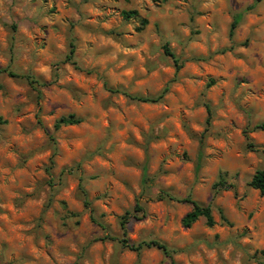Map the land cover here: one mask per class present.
<instances>
[{"label": "rangeland", "instance_id": "374dc122", "mask_svg": "<svg viewBox=\"0 0 264 264\" xmlns=\"http://www.w3.org/2000/svg\"><path fill=\"white\" fill-rule=\"evenodd\" d=\"M0 118V264H264V0H0Z\"/></svg>", "mask_w": 264, "mask_h": 264}, {"label": "trees", "instance_id": "16d2710c", "mask_svg": "<svg viewBox=\"0 0 264 264\" xmlns=\"http://www.w3.org/2000/svg\"><path fill=\"white\" fill-rule=\"evenodd\" d=\"M121 17L124 20H128L131 18H138V15L136 12L134 11H130V12H121ZM139 26L137 27L135 30L137 32H140L142 30V28L146 25V20L144 19H140L139 21ZM236 22L233 21L229 27L228 30V37L230 38L232 36V31L235 27ZM72 48L69 50V55L67 57V59L70 58L71 54H72ZM163 52L165 55L169 56L172 59V62L174 63V66L176 69L180 68V65H178V61L177 59L174 57V55L164 46L163 47ZM8 76L10 77H16L17 75H15L14 73L11 72H7ZM22 78H24L28 84L33 85L35 84L36 86H44V84H39L37 83L32 77L30 76H23ZM161 95H158L156 97H134L133 99L138 101V102H142V103H155L157 102L160 98ZM206 114H207V119H206V125H208V118H209V110L206 108ZM79 120L73 118L72 116H68V117H61L58 119V121L55 123L54 127L58 128L59 126H70V125H75L78 124ZM5 121L0 118V126L4 125ZM253 129L255 130H259V131H264V121L260 122L256 125L253 126ZM199 144H201V141H199ZM200 156V153H198V157ZM198 169V164L195 167V171H197ZM142 184L145 185L146 184V178H145V171L144 169L142 170ZM230 185H226L223 177L221 175H219L216 183H214L212 185V190L214 191L217 188L220 189H226L229 188ZM248 187H250L252 190H255L258 192V194L262 197H264V167L261 169L256 170L252 176L250 177V180L248 182ZM157 198L162 199V198H167L170 200H175L177 202H182V203H187L190 205V210L184 214V216L181 218L180 220V225L183 228H189L193 223H195L199 218H202L204 220V224L207 227H212L214 225V221L212 218V214H211V208L209 205H199L197 204L195 201H193L189 196H186L182 199H174L173 197H171L170 195L167 194H160ZM84 206H86V202L83 203ZM132 211L134 213H142L143 209L142 207L138 204V202L135 203ZM218 216H219V221L224 224V225H228L229 223L227 222V220L225 219V217L223 216L222 212L220 210L217 211ZM130 218L129 212H125L121 218H120V222H119V230L121 232V238L118 240V242L120 243V245L124 248H126L129 251H134L137 252L138 250L142 249V248H155L157 250H160L163 255L168 256L169 255V251L168 248L157 242V241H147V242H140L136 245L134 244H130L128 242V240L125 238L126 235V229H125V225L127 220ZM107 238H109L110 240H112L110 237H108L106 235Z\"/></svg>", "mask_w": 264, "mask_h": 264}, {"label": "clouds", "instance_id": "9594fccd", "mask_svg": "<svg viewBox=\"0 0 264 264\" xmlns=\"http://www.w3.org/2000/svg\"><path fill=\"white\" fill-rule=\"evenodd\" d=\"M237 264H239V261H237Z\"/></svg>", "mask_w": 264, "mask_h": 264}]
</instances>
